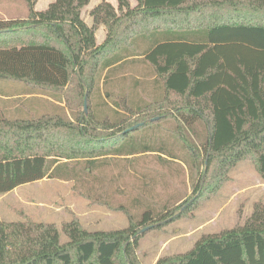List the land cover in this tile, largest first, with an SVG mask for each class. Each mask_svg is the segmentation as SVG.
Listing matches in <instances>:
<instances>
[{"label": "trees", "instance_id": "trees-1", "mask_svg": "<svg viewBox=\"0 0 264 264\" xmlns=\"http://www.w3.org/2000/svg\"><path fill=\"white\" fill-rule=\"evenodd\" d=\"M25 1L26 17L0 18V96L16 100L14 109L0 110V193L50 177L74 180L82 193L98 196L92 179L99 183L96 172L111 158H123L144 178L141 192L120 205L130 215L126 227L91 230L72 219L60 230L53 222L0 220V264H140L136 245L145 232L133 237L185 216L205 195L178 206L177 191L156 201L145 179L158 178L139 173L141 155L157 152L166 167L181 160L206 197L243 160H254L264 180V0H117V6L101 0L89 11L91 24L82 15L91 0H54L44 9ZM198 16L209 24L196 23ZM101 25L107 35L98 43ZM134 61L149 65L158 91L149 101L118 95L108 103L100 83ZM74 77L75 97L91 101L88 114L85 103L78 113L65 95ZM128 78L132 89L141 87V78ZM151 111L161 115L148 117ZM166 120L174 122L170 129L161 125ZM59 128L109 149H61ZM210 171L221 175L205 183ZM156 264H264V202L243 223L205 233Z\"/></svg>", "mask_w": 264, "mask_h": 264}, {"label": "rangeland", "instance_id": "rangeland-1", "mask_svg": "<svg viewBox=\"0 0 264 264\" xmlns=\"http://www.w3.org/2000/svg\"><path fill=\"white\" fill-rule=\"evenodd\" d=\"M52 1L54 0H35V8L44 9ZM100 1L91 0L84 7L82 15L87 21H92L89 8L94 7ZM133 1L136 2V0ZM27 15L28 3L25 0H0V18L15 19ZM195 22L209 24L208 20L202 16H198ZM168 23L172 24L173 19L169 18ZM178 24L184 25L183 18H179ZM157 25H164V22L159 21ZM141 26L143 29L152 27ZM106 35L107 28L104 25L99 26L96 31L97 42L102 43L104 41L102 37L106 38ZM8 37L10 38L7 42L17 41L11 36ZM37 38L40 39L41 34ZM1 44H5V41ZM131 76H138L142 79L141 87L132 89L131 85L134 82L132 78L127 79ZM154 77L155 74L147 63L129 62L123 68H118L112 72L108 82L106 81V86L102 85L103 82L100 83L102 95L112 105V99L117 98L118 95H125L129 99L143 97L149 101L152 95L158 91L154 84ZM75 86L76 78L74 77L65 95L68 93L71 100L74 101L72 105H78V113L84 110V103L87 102L88 114L91 101L85 100V97L82 98V96L75 97ZM108 91L112 94V98L108 96ZM83 93L86 94V90ZM5 99L7 97L0 96V110L4 114L5 107L14 109V102L16 101H5ZM65 102L63 104L66 110L71 112L70 105ZM153 115L161 114H156L153 111L147 114L148 117ZM161 125L165 129H170L174 122L166 120ZM2 129H5V124L0 123V130ZM59 130L63 131L61 134L64 137V142L60 141L63 145L60 146L61 149H74V147L88 151L91 149H109V145H102L100 148L101 143L100 146H97L98 143L95 141L87 144L83 140L84 138L74 135L67 128H59ZM97 132L98 135L106 133L104 129H99ZM189 135L193 137L195 133L190 131ZM158 154L157 152L145 154L139 156L138 159L139 173L142 170H147L157 175L156 184L152 183L149 178L145 179L147 184L153 185L150 186V193L156 201L164 200L170 193L177 191L181 198L177 203L178 206L193 198L199 191L205 195L196 206L191 208L190 213L163 227L151 229L139 237L136 255L140 264H156L163 255L187 251L192 248L201 235L243 223L252 213L255 203L264 202V180L254 160L247 159L239 162L229 170L228 177L225 178L219 188L212 195L206 197L208 192L206 189L202 187L199 190L194 189L193 180L196 174L188 170L187 164L183 163L182 166L181 160H176L177 162L166 167L159 160ZM163 156L166 155L163 154ZM99 157H110V155ZM111 159L108 166L103 167L102 171L96 172L102 175L99 183L96 179H92L99 185L100 190L96 192L98 196L94 195L93 197L82 193L75 186L74 180L45 177L41 180L22 184L11 191L0 193V220L32 219L53 222L60 230L65 222L72 219H77L83 227L91 230H111L126 227L130 221V215L120 205L128 203L129 199H134V196L141 192L140 187L143 182L140 180L144 177L136 173L132 167L126 169L124 164L129 162H124L123 158ZM81 165L84 166V163ZM205 169L204 164L201 165L203 173ZM205 175V183H212L218 180L221 174L210 171ZM104 193L107 194L103 197ZM61 233L62 237L65 238L63 232Z\"/></svg>", "mask_w": 264, "mask_h": 264}, {"label": "water", "instance_id": "water-1", "mask_svg": "<svg viewBox=\"0 0 264 264\" xmlns=\"http://www.w3.org/2000/svg\"><path fill=\"white\" fill-rule=\"evenodd\" d=\"M85 110L87 111V102L85 103ZM159 117H157L158 119ZM151 228V226H146L143 229H141V231H139L133 238H135L136 236L148 231Z\"/></svg>", "mask_w": 264, "mask_h": 264}, {"label": "crops", "instance_id": "crops-1", "mask_svg": "<svg viewBox=\"0 0 264 264\" xmlns=\"http://www.w3.org/2000/svg\"><path fill=\"white\" fill-rule=\"evenodd\" d=\"M108 1H110L112 4H114L115 6H117V0H116V1H115V0H108ZM131 4H132V5H135L136 2L134 3V1L131 0ZM90 9H91V8H89V11H90ZM86 21H87V20H86ZM87 22L90 23V24L92 23V21H91V22L87 21ZM104 38H105V37H102L103 40H104ZM100 40H101V38L99 39V41H100ZM13 97H15V96H13ZM11 109H12V107H11Z\"/></svg>", "mask_w": 264, "mask_h": 264}]
</instances>
